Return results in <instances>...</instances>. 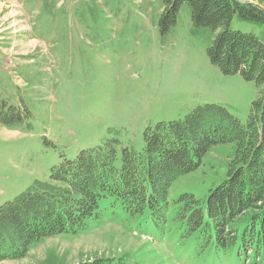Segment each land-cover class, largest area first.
Here are the masks:
<instances>
[{
	"label": "rangeland",
	"instance_id": "obj_1",
	"mask_svg": "<svg viewBox=\"0 0 264 264\" xmlns=\"http://www.w3.org/2000/svg\"><path fill=\"white\" fill-rule=\"evenodd\" d=\"M162 10L161 0H0V99L30 111L25 124H0V206L106 138L142 151L148 126L184 119L205 103L247 122L256 83L211 63L213 32L193 26L187 3L166 36L158 30ZM232 27L264 40L259 23L236 16ZM232 152L212 149L173 184L169 200L191 192L204 201ZM104 208V219L80 234L43 239L0 264H247L233 252L198 254L145 217L114 212L109 201Z\"/></svg>",
	"mask_w": 264,
	"mask_h": 264
},
{
	"label": "trees",
	"instance_id": "obj_2",
	"mask_svg": "<svg viewBox=\"0 0 264 264\" xmlns=\"http://www.w3.org/2000/svg\"><path fill=\"white\" fill-rule=\"evenodd\" d=\"M161 1L162 36L187 3L193 26L213 32L207 48L211 63L225 75L256 83L247 122L220 104L205 103L184 119L148 126L142 151L116 138L80 150L53 166L48 181L36 179L0 206V260L24 258L46 238L80 234L104 219L103 203L109 201L114 212L145 217L161 236H177L198 254L233 252L247 264H264V40L232 27L236 16L264 26V7L245 0ZM29 116L27 106L0 99L3 126H20ZM220 145L232 146V157L225 178L205 200L191 192L169 200L173 184L197 171ZM123 262L96 258L90 264Z\"/></svg>",
	"mask_w": 264,
	"mask_h": 264
},
{
	"label": "crops",
	"instance_id": "obj_3",
	"mask_svg": "<svg viewBox=\"0 0 264 264\" xmlns=\"http://www.w3.org/2000/svg\"><path fill=\"white\" fill-rule=\"evenodd\" d=\"M248 1H251V2H254V3L260 2V4L264 7V1H262V0H248Z\"/></svg>",
	"mask_w": 264,
	"mask_h": 264
}]
</instances>
